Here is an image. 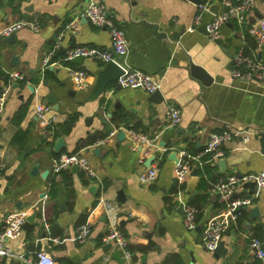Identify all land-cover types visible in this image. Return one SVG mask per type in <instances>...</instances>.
<instances>
[{"label": "crops", "instance_id": "obj_1", "mask_svg": "<svg viewBox=\"0 0 264 264\" xmlns=\"http://www.w3.org/2000/svg\"><path fill=\"white\" fill-rule=\"evenodd\" d=\"M89 1L104 3L124 29L129 51L116 56L115 62L151 74L160 84L162 99L153 100L140 87L119 86V76L102 88L100 73L107 63L100 60H65L67 50L76 45L111 48L109 31L82 15ZM206 1L203 24L223 10L218 0ZM199 4L194 0H0V27L21 18L41 25L39 31L24 27L0 38V69L8 75H0L5 101L0 109V231L12 212L35 213L34 223L7 241L15 255L3 257L1 264H34L39 251L52 254L57 264H262L249 238L264 243V185L249 187L246 182L237 189L236 196L250 202L228 225L231 229L227 232V226L224 231L226 253L206 249L203 228L224 207L213 190L214 182L264 171V81L232 75L237 49L255 50L264 61V43L258 48L246 27L235 21L223 24L215 39L203 24L189 31ZM249 16L264 17V0H255ZM191 61L212 76L210 83L192 74ZM78 68L88 73L84 87H78L71 76ZM14 73L24 78L15 79ZM50 93L56 104L47 101ZM41 102L51 106L53 123L38 117L36 106ZM171 104L182 112L175 126L167 118ZM130 128L158 136L152 162L159 172L150 184L140 181V173L153 155L141 160L142 147H131ZM224 128L252 132L248 141L240 133L224 141L222 155L203 165L209 175L202 176L197 168L203 166L194 165L179 180L176 161L182 150L200 152L210 133ZM60 139L62 146L57 148ZM83 139L89 141L76 151ZM70 152L83 154L94 175L74 171L72 166L55 171V159ZM201 196H205L203 204ZM193 199L202 210L196 228L189 229L183 222L184 205ZM253 207H258L257 213L251 211ZM114 223L128 240L130 257L122 250L116 256L119 248L112 242L106 247L103 236ZM82 224L90 226L84 242L76 235Z\"/></svg>", "mask_w": 264, "mask_h": 264}, {"label": "built area", "instance_id": "obj_2", "mask_svg": "<svg viewBox=\"0 0 264 264\" xmlns=\"http://www.w3.org/2000/svg\"><path fill=\"white\" fill-rule=\"evenodd\" d=\"M223 5V10L214 15V17L206 24L211 38H218L220 36V28L228 21H235L239 25L245 26L247 32L252 35L259 48L264 43V17L251 19L250 11L254 7L255 0H218ZM208 9V2H202L198 5V12L196 13L193 22L188 26L189 31H195L203 24V13ZM92 24L97 27H105L111 36L112 45L109 49H102L88 45H76L67 50L65 60H73L77 56L91 57L100 60L103 63L109 61H116V56H126L129 51V42L124 32V29L115 21V19L108 14L107 7L104 3L98 1H89L82 12ZM73 26V25H71ZM28 27L35 31L41 30L40 23L31 18H21L0 27V38L11 35L16 31ZM64 35V30L60 32L56 40V46H59ZM55 46V48H56ZM49 55L46 57V61ZM122 73L117 79L119 86L123 87H140L151 93L159 88V82L154 77L135 67L124 63L121 65ZM232 75L238 79H259L264 81V61L258 56L257 52L246 51L244 46H240L233 55V71ZM71 76L74 83L78 87H84L87 83L88 73L85 69H74L71 71ZM15 79L24 78L20 73L12 75ZM4 97L0 92V109L4 106ZM38 117L43 123L50 124L56 119L52 113V108L46 103H39L36 106ZM50 115V116H48ZM168 123L172 126L178 125L182 119L181 108L177 105L171 104L167 110ZM246 129L233 130L231 128H224L215 130L210 133L207 142L203 149L192 154L186 149L182 150V158L176 161V177L179 180H184L190 174L193 166H203L208 160L222 155L221 146L224 141L233 137L234 134H241L245 141L250 138V133ZM257 132V131H255ZM128 136L132 142L131 147H142V161L149 155L155 157L158 150L157 135H149L143 131L130 128L128 129ZM205 155H209L206 159ZM77 165L81 171L91 176L95 171L88 159L79 152L63 153L55 159L53 167L55 171H60L64 168ZM3 163L0 161V169ZM159 166L157 163L151 162L140 173V181L143 184H150L158 177ZM249 181H255L258 186L264 185V171L258 173L245 174L241 176L229 175L225 179L217 181L213 185L220 199L224 203L223 209L216 215L209 218L203 228V243L208 251L215 252L219 242L223 238V234L228 225L235 221L240 213V209L250 202V198H242L236 196L237 189ZM198 209L191 203L184 205L183 222L189 229L196 228L198 224L197 219ZM28 216V211L19 210L12 212L5 220V225L0 231V264L3 257H12L15 254L8 246L7 241L20 234L23 229V224ZM76 235L79 241L84 242L90 235V226L88 224L80 225L76 230ZM105 242H112L119 249H121L126 257H130L132 251L129 248L128 240L118 227V225L111 224L106 234L103 236ZM250 247L254 250L256 257L264 264V243L255 236L249 238ZM34 264H57L52 254L47 251H39L37 259Z\"/></svg>", "mask_w": 264, "mask_h": 264}, {"label": "water", "instance_id": "obj_3", "mask_svg": "<svg viewBox=\"0 0 264 264\" xmlns=\"http://www.w3.org/2000/svg\"><path fill=\"white\" fill-rule=\"evenodd\" d=\"M194 1L197 2V3H202L203 2V0H194ZM108 14H110L109 11H108ZM202 28L204 29V31H206L208 33V30L206 28V24H203ZM13 34H11V35H13ZM162 36L164 37L166 35L163 34ZM73 60L80 63L83 60V56H77ZM190 69H191L192 74L194 76L200 78L205 84H208V83H210L212 81V76L203 67H201L200 65H198V64H196V63L191 61L190 62ZM121 73H122V68L115 61H109L106 64V66L103 68L101 73H100V83H99V85L102 86V88H103L109 81L114 80ZM150 96H151V98L153 100H160V99L163 98L162 93H161L159 88L156 89L155 91L151 92ZM47 101L56 104V98H55V96L52 93H50L47 96ZM57 108H58V105L56 106V109ZM120 133H121V135H125V132L123 130H121ZM262 136L264 137V133H262ZM60 146H62V139H60L57 142V148H59ZM263 151H264V144H263ZM153 159H154V156L149 158V160H148L149 164L152 162ZM72 169L74 171H79L80 170V168L77 165H73ZM246 185H248L249 187H256L257 184H256L255 181H249L248 183H246ZM180 209L183 210V204L180 205ZM251 211L253 213L254 212L257 213L258 212V207H253ZM34 221H35V213L27 216V219H26V221L23 224V228L28 229L30 224L34 223ZM230 229H231V226H228L226 231L228 232V230H230ZM110 246H112V243L108 242L106 247H110ZM226 251H227V247L225 246V241L221 240L219 242L215 252L216 253H219V252L226 253ZM115 254H116V256H120L121 249H117L115 251Z\"/></svg>", "mask_w": 264, "mask_h": 264}, {"label": "trees", "instance_id": "obj_4", "mask_svg": "<svg viewBox=\"0 0 264 264\" xmlns=\"http://www.w3.org/2000/svg\"><path fill=\"white\" fill-rule=\"evenodd\" d=\"M247 33H248V32H247ZM246 51H247V50H246ZM0 75H5L6 78L8 77V75H6L5 73H3V72L1 71V69H0ZM117 117H119V115H118ZM74 119H75V116H74V117H73V116L70 117V119L68 120L67 123H68L69 125H71V124L73 123ZM88 141H89L88 139H83V140L79 141V143H78V145H77V148H76V151L79 150V148H81L82 146H84ZM208 157H209V155H205V158H206V159H207ZM197 170H198V172H199L200 174H202V176L209 175V168H208L206 165L203 166V168L198 167ZM216 182H217V181H216ZM216 182H214V184H215ZM212 186H213V185H212ZM198 198H202V200H203V201H202V204H203V202H205V196H201V197H198ZM190 203L193 204V205L198 209V212H197V219H199V216H200V214H201V210H202V207H201L202 205H201V203H200L198 200H195V199L191 200ZM242 213H243V211L240 210V213H239L238 216H241ZM238 218H239V217H238Z\"/></svg>", "mask_w": 264, "mask_h": 264}]
</instances>
